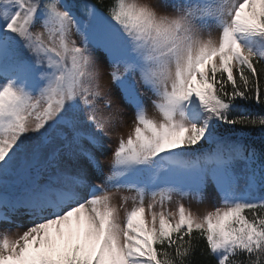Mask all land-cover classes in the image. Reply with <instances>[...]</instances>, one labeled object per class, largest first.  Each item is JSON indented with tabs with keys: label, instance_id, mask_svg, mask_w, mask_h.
<instances>
[{
	"label": "snow or ice",
	"instance_id": "snow-or-ice-1",
	"mask_svg": "<svg viewBox=\"0 0 264 264\" xmlns=\"http://www.w3.org/2000/svg\"><path fill=\"white\" fill-rule=\"evenodd\" d=\"M0 264H264V0H0Z\"/></svg>",
	"mask_w": 264,
	"mask_h": 264
},
{
	"label": "rangeland",
	"instance_id": "rangeland-1",
	"mask_svg": "<svg viewBox=\"0 0 264 264\" xmlns=\"http://www.w3.org/2000/svg\"><path fill=\"white\" fill-rule=\"evenodd\" d=\"M114 87V86H113ZM153 109L151 107V105H149V113L152 114L153 113ZM110 155V153H109ZM105 168H107V166L105 165ZM176 198L174 197V200ZM145 203H147V200L145 201ZM184 203L186 206H190L194 211H200L203 212L206 209H211L212 205H213V200L211 197H209L208 199H206V201L203 204H197L195 201H189V200H184ZM131 206V203H129V207ZM168 207H171L174 209V204L173 205H169ZM22 231V229H21Z\"/></svg>",
	"mask_w": 264,
	"mask_h": 264
},
{
	"label": "trees",
	"instance_id": "trees-1",
	"mask_svg": "<svg viewBox=\"0 0 264 264\" xmlns=\"http://www.w3.org/2000/svg\"><path fill=\"white\" fill-rule=\"evenodd\" d=\"M245 132H247L248 130H244ZM253 139L255 140V142H256V146L257 147H259L260 146V144H259V134L258 133H253Z\"/></svg>",
	"mask_w": 264,
	"mask_h": 264
}]
</instances>
